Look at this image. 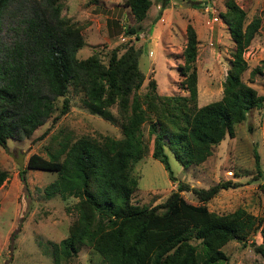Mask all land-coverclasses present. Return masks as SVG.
<instances>
[{
	"label": "trees",
	"instance_id": "obj_1",
	"mask_svg": "<svg viewBox=\"0 0 264 264\" xmlns=\"http://www.w3.org/2000/svg\"><path fill=\"white\" fill-rule=\"evenodd\" d=\"M12 1L0 0V16ZM124 3L139 20L151 2ZM166 3L160 0V7ZM223 5L218 16L234 47L220 97L199 106L195 103L197 38L190 24L185 26L182 62L177 65L179 86L187 94H159L154 80L149 79L142 98L135 92L143 78L137 67L139 50L120 42L110 48L106 63L95 53L76 56L83 43L80 28L59 14L57 0L27 2L24 12L13 21L10 40L4 44L0 38V145L5 146L7 138L28 137L49 117V124L53 123L57 118V114L50 116L53 99L62 96L63 112L68 86L82 92L85 105L104 119L113 117L109 106L114 104L121 120L117 138H72L63 133L53 149L44 150L45 156L37 152L27 156L25 167L57 174L43 186L47 194L67 191L77 196L72 206L77 221L54 246L52 264L59 263V254L76 255L80 244L93 248L101 257L100 264H221L225 258L221 246L227 240L241 239L257 230L261 240H251V245L264 259V219L242 208L215 213L204 203L218 189L234 182L191 188L199 203L188 202L179 193L187 188L179 181L162 202L149 206L130 202L136 185L130 168L146 152L142 121L149 119L150 155L174 180L165 149L184 167L198 164L210 154L211 143L220 137L225 123L241 121L248 110L262 103V96L240 77L246 68L242 52L257 30L258 18L245 23L244 10L234 0H223ZM121 31L137 37V31L125 23ZM253 155L257 164L256 152ZM23 171L17 170L19 175ZM5 176L0 170V183ZM192 238L197 241L191 242Z\"/></svg>",
	"mask_w": 264,
	"mask_h": 264
},
{
	"label": "rangeland",
	"instance_id": "obj_2",
	"mask_svg": "<svg viewBox=\"0 0 264 264\" xmlns=\"http://www.w3.org/2000/svg\"><path fill=\"white\" fill-rule=\"evenodd\" d=\"M37 1L13 0L8 4L0 16V38L4 44L12 36L11 26L17 21L16 15L19 13L20 17L27 2ZM57 1L59 14L71 26L80 28L83 43L76 50V56L95 53L106 63L110 48L120 42L130 43L139 50L137 67L143 75L135 91L139 98L148 89L149 79L154 80L155 91L159 94H187V90L179 86L181 75L177 65L182 62L185 26L192 25L197 38L195 103L199 106L220 97L230 50L234 47L218 16L224 9L223 0H167L164 7H160V0H150L139 20L134 19L124 0ZM234 1L244 10L245 23L253 17L259 21L242 52L246 68L240 77L262 96V103L248 110L241 121L225 123L220 137L211 143L210 154L198 164L184 167L165 149L174 180L162 163L150 155L149 119L142 121L140 131L146 141V152L130 168V174L136 178L130 194L131 203L149 206L162 202L178 181L187 185L179 193L188 202L199 203L191 188H207L228 180L235 185L218 189L204 202L207 209L225 213L242 208L264 219V0ZM123 23L137 31L136 38L134 33H122ZM119 33L123 38L117 36ZM64 96L67 107L63 112H60L62 96L53 99L50 116L57 114L53 123L49 124V117L28 137L7 138L5 146L0 145V170L6 172L0 183V264H52L54 246L77 221L76 210L72 208L77 196L67 191L47 194L43 186L57 174L49 169L25 167L28 154L37 152L45 156L44 150L53 149L63 133L72 138L88 135L98 139L102 135L111 138L121 135V120L114 104L109 106L113 117L104 119L85 105L82 92H75L68 86ZM45 128L48 130L41 136ZM8 151L13 156L23 153L22 177ZM251 240L260 242L258 230L241 239L227 240L221 246L225 254L221 264H264L262 256L253 250ZM77 249L76 255L59 254L58 264H100L101 257L93 248L80 244Z\"/></svg>",
	"mask_w": 264,
	"mask_h": 264
},
{
	"label": "water",
	"instance_id": "obj_3",
	"mask_svg": "<svg viewBox=\"0 0 264 264\" xmlns=\"http://www.w3.org/2000/svg\"><path fill=\"white\" fill-rule=\"evenodd\" d=\"M8 153L12 156L13 160L17 163L18 167L22 168L23 167V153L17 152V156H13L10 151H8Z\"/></svg>",
	"mask_w": 264,
	"mask_h": 264
},
{
	"label": "crops",
	"instance_id": "obj_4",
	"mask_svg": "<svg viewBox=\"0 0 264 264\" xmlns=\"http://www.w3.org/2000/svg\"><path fill=\"white\" fill-rule=\"evenodd\" d=\"M158 8H159V7H158ZM120 34H121V33H119L117 36H119V37H120V39H121V38H123V37H122Z\"/></svg>",
	"mask_w": 264,
	"mask_h": 264
},
{
	"label": "built area",
	"instance_id": "obj_5",
	"mask_svg": "<svg viewBox=\"0 0 264 264\" xmlns=\"http://www.w3.org/2000/svg\"><path fill=\"white\" fill-rule=\"evenodd\" d=\"M214 18H216V17H214Z\"/></svg>",
	"mask_w": 264,
	"mask_h": 264
}]
</instances>
